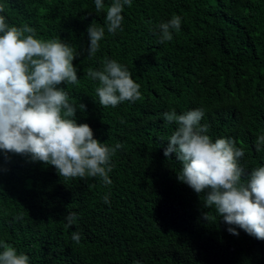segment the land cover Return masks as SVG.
<instances>
[{
	"label": "trees",
	"instance_id": "16d2710c",
	"mask_svg": "<svg viewBox=\"0 0 264 264\" xmlns=\"http://www.w3.org/2000/svg\"><path fill=\"white\" fill-rule=\"evenodd\" d=\"M112 3L103 0L97 11L95 0H0L9 26L27 25L38 39L76 49L79 82L57 87L86 106L77 124L89 125L101 143L122 144L111 158L110 185L100 177L65 179L53 166L0 152V242L29 264H264V240L239 228L230 234L218 216L204 220L203 213L215 214L204 207L207 192L179 182L181 163L163 154L177 127L163 114L202 108L213 142L234 139L246 172L264 166V144L259 151L256 144L264 135V0H132L121 13L123 30L110 34ZM173 15L180 30L159 43L158 26ZM93 22L105 35L89 57ZM105 59L129 69L140 100L99 104V82L87 71L102 70ZM73 212L78 219L66 227Z\"/></svg>",
	"mask_w": 264,
	"mask_h": 264
},
{
	"label": "clouds",
	"instance_id": "9594fccd",
	"mask_svg": "<svg viewBox=\"0 0 264 264\" xmlns=\"http://www.w3.org/2000/svg\"><path fill=\"white\" fill-rule=\"evenodd\" d=\"M132 0H113L107 8V32L115 34L122 29L125 6ZM95 8H104L103 0H95ZM4 11L0 7V12ZM159 43L170 42L173 32L181 27V17L173 15L159 24ZM89 57L100 49L105 27L93 22L87 29ZM76 49L59 38H36L35 30L27 25L9 26L0 15V152L26 156L31 162L53 166L65 179L100 177L110 185L109 173L114 164L111 158L122 144L108 146L94 138L93 130L85 123L77 124V110L84 104L71 100L60 84L76 85L79 82L73 60ZM87 75L99 82L95 89L98 101L104 107H116L142 98L140 84L129 69L113 59H105L102 70L88 69ZM205 112L191 109L183 114L171 110L163 114L164 120L176 124L168 139L164 156L175 154L182 168L177 175L195 193L207 192L204 207L214 208L215 214L205 212L202 218L216 222L222 218L227 231L238 235L237 228L258 240H264V166L246 172L239 163L244 150L236 147L232 138H217L213 142L207 134L209 125L201 124ZM257 151L264 144V135L258 137ZM110 195V194H109ZM106 195L104 203H109ZM21 217H17L20 219ZM78 219L76 213L66 217L71 228ZM79 243L81 235L71 234ZM0 264H29V257L10 244L0 242Z\"/></svg>",
	"mask_w": 264,
	"mask_h": 264
}]
</instances>
